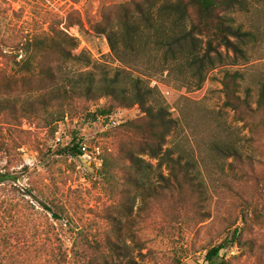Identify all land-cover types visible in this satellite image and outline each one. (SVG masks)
I'll list each match as a JSON object with an SVG mask.
<instances>
[{
	"label": "rangeland",
	"instance_id": "rangeland-1",
	"mask_svg": "<svg viewBox=\"0 0 264 264\" xmlns=\"http://www.w3.org/2000/svg\"><path fill=\"white\" fill-rule=\"evenodd\" d=\"M129 1L0 0V34L15 40L49 28L65 31L77 37L79 49L95 61L87 68L98 85L107 78L130 92L136 80L151 87L155 100L164 102L176 123L164 148L187 168L182 189L177 188L168 164L148 155H143L145 170L127 169L130 184L122 194L112 195L100 181L102 157L136 147L134 137L112 133L142 115L137 105L93 118L105 98L91 101L90 114L78 109L66 115L55 124L54 133L32 118L23 119L21 128L28 133L14 135L26 144L10 155L0 153V169L17 171L16 183L0 186V261L51 264L54 233L50 214L40 202L53 198L64 203L78 229L100 239L108 236L117 245L116 254L100 256L96 264H205L206 250L233 231L239 241L226 247L228 263L264 264V222L248 217L256 201L257 209L264 212L259 196L264 183V124L255 114L252 120L257 128L252 134L253 125L237 119L225 105L222 90L224 74L238 72L237 93L247 96L252 107L256 105L264 86V0H242V5L233 4L224 12L228 23L245 33L242 39L232 37L233 49L219 47L206 54L205 38L193 35L195 51L190 58L166 45L179 31L171 16L159 13L164 0H152V24L149 28L140 24L128 39L120 27L111 42L89 28L87 21L101 15L114 19ZM68 19H80L84 26L79 31L67 27ZM184 23L188 28L189 21ZM6 70L0 67L2 89L7 84ZM29 87L38 89L37 79ZM27 88L20 83L14 86L18 103ZM74 137L83 140L89 156L76 158L64 150ZM25 165L29 169L21 170ZM66 229L63 220L55 222V233L68 247Z\"/></svg>",
	"mask_w": 264,
	"mask_h": 264
},
{
	"label": "trees",
	"instance_id": "trees-1",
	"mask_svg": "<svg viewBox=\"0 0 264 264\" xmlns=\"http://www.w3.org/2000/svg\"><path fill=\"white\" fill-rule=\"evenodd\" d=\"M233 4L242 5V0H164L159 7V13L171 16L174 27L179 31L178 35L167 39L168 49L173 53L176 49L187 53V58H190L195 51L193 35L205 38L206 54L216 52L219 47L233 49L235 43L232 37L238 36L242 39L245 34L228 23L224 12ZM120 8L114 19L101 15L100 19L94 22L87 21L89 28L105 35L111 42L116 27L122 28L124 38L128 39L141 28L140 24H144L145 28L152 24V0H130ZM186 19L189 21L188 28L184 27ZM83 24L82 20L77 19L75 22L69 20L66 26H76L79 31ZM68 64H80L82 67L74 69L67 67ZM94 64L95 61H92L90 55L79 49L78 38L62 30L49 28L47 31L25 34L15 40L0 34V67L1 70L7 69V84L4 89L0 88V153L10 155L26 144L20 136L17 138L14 135L16 132L28 133L21 128L23 119L32 118L37 121L36 124L51 128L54 133L55 124L66 115H73L78 109L90 114L91 101L105 98V104L95 110L93 118L107 116L118 108L134 105H137L142 113L140 117L121 124L112 133L120 138L134 137L136 147L124 148L117 154L108 153L102 157L97 175L108 191L112 195L123 193L124 186L130 184L125 175L127 169L145 170L146 161L143 155L158 159L160 164H168L170 175L180 191L187 168L174 159L170 149L164 148L166 138L176 124L164 102L158 103L154 98L153 89L140 80L132 84L131 92L128 88L117 86L115 79L109 81L106 78L108 82L102 81V84L98 85L93 71L89 69ZM84 67L89 68L83 69ZM240 78L238 72L224 74L222 90L225 105L233 110L237 119L253 125L250 131L255 134L257 126L253 123V116L259 114V122L264 124V86L260 88L255 107H252L247 96L242 98L237 93ZM33 79H37L39 83L36 90L29 87ZM18 83L28 85L25 97L20 103L13 94L14 86ZM96 90L99 91L98 94ZM30 123L34 124V121ZM106 134L110 135V132ZM83 144L85 143L80 137H74L64 150L79 158L83 155ZM21 168L29 169L26 165ZM16 173L17 171L0 169V186L7 181L16 183ZM256 181L260 184L259 180ZM259 191L260 198L264 200V183L260 185ZM28 192L32 194L31 189ZM40 205L50 214L49 224L54 233L53 245L49 252L51 264H96L98 257L118 252L117 245L108 236L100 239L83 228L78 229L63 202L48 198L40 202ZM257 206L258 201L253 202L248 217L255 223H263L264 212L259 211ZM60 220L64 221L66 231L70 235L68 247H65L59 235L55 233V222ZM238 241L239 235L233 231L218 245L208 248L204 255L205 264H229L225 249Z\"/></svg>",
	"mask_w": 264,
	"mask_h": 264
},
{
	"label": "built area",
	"instance_id": "built-area-1",
	"mask_svg": "<svg viewBox=\"0 0 264 264\" xmlns=\"http://www.w3.org/2000/svg\"><path fill=\"white\" fill-rule=\"evenodd\" d=\"M165 93L168 94L169 91H165ZM81 150L83 151V155H82V156H89L88 151H87V147L85 146V144L82 145ZM98 152H99V151H98V148H97V153H98ZM98 154H99V153H98Z\"/></svg>",
	"mask_w": 264,
	"mask_h": 264
}]
</instances>
